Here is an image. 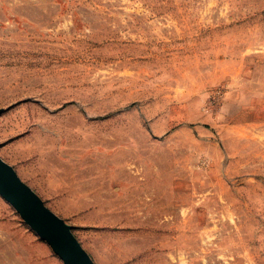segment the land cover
Here are the masks:
<instances>
[{"label": "rangeland", "instance_id": "rangeland-1", "mask_svg": "<svg viewBox=\"0 0 264 264\" xmlns=\"http://www.w3.org/2000/svg\"><path fill=\"white\" fill-rule=\"evenodd\" d=\"M0 109L97 264H264V0H0ZM0 264H65L1 195Z\"/></svg>", "mask_w": 264, "mask_h": 264}, {"label": "water", "instance_id": "water-1", "mask_svg": "<svg viewBox=\"0 0 264 264\" xmlns=\"http://www.w3.org/2000/svg\"><path fill=\"white\" fill-rule=\"evenodd\" d=\"M3 111L0 109V113ZM0 195L14 206L65 264H97L75 235L73 226L53 211L1 155Z\"/></svg>", "mask_w": 264, "mask_h": 264}]
</instances>
